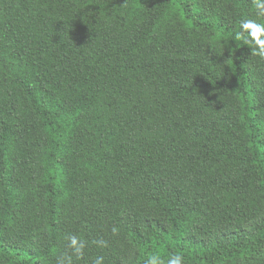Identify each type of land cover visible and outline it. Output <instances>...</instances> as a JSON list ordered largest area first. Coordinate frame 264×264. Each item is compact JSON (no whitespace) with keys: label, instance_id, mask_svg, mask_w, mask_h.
<instances>
[{"label":"trees","instance_id":"obj_1","mask_svg":"<svg viewBox=\"0 0 264 264\" xmlns=\"http://www.w3.org/2000/svg\"><path fill=\"white\" fill-rule=\"evenodd\" d=\"M246 19L252 0H0V264H58L70 234L72 264H264Z\"/></svg>","mask_w":264,"mask_h":264},{"label":"clouds","instance_id":"obj_2","mask_svg":"<svg viewBox=\"0 0 264 264\" xmlns=\"http://www.w3.org/2000/svg\"><path fill=\"white\" fill-rule=\"evenodd\" d=\"M254 7L257 10V14L264 16V0H252ZM241 30L236 34L235 38L237 40H243L245 44L253 45L251 49V54L257 56L264 60V23H259L253 19H246L241 21ZM113 236L119 235V230L117 227L113 226L112 229ZM68 249L70 253L66 252L60 257L58 264H64V260L67 259L68 264H72L73 254L80 258L84 254V242L77 236L70 234L67 237ZM99 247H107V241L96 240L93 241ZM103 256L97 257L93 264H103ZM145 264H184V256L178 253L172 254L167 260L161 257L158 253L150 255Z\"/></svg>","mask_w":264,"mask_h":264}]
</instances>
